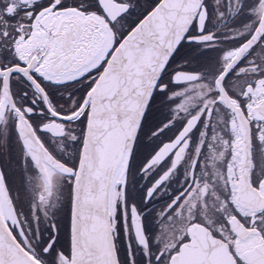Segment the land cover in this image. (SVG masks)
I'll use <instances>...</instances> for the list:
<instances>
[{
  "label": "snow or ice",
  "instance_id": "1",
  "mask_svg": "<svg viewBox=\"0 0 264 264\" xmlns=\"http://www.w3.org/2000/svg\"><path fill=\"white\" fill-rule=\"evenodd\" d=\"M0 264H264V0H0Z\"/></svg>",
  "mask_w": 264,
  "mask_h": 264
}]
</instances>
